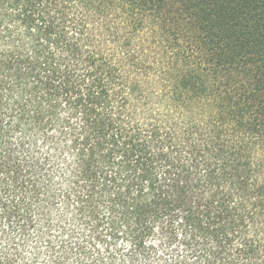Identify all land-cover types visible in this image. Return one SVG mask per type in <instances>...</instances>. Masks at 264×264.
Instances as JSON below:
<instances>
[{"label":"trees","instance_id":"1","mask_svg":"<svg viewBox=\"0 0 264 264\" xmlns=\"http://www.w3.org/2000/svg\"><path fill=\"white\" fill-rule=\"evenodd\" d=\"M0 264H264V0H0Z\"/></svg>","mask_w":264,"mask_h":264}]
</instances>
